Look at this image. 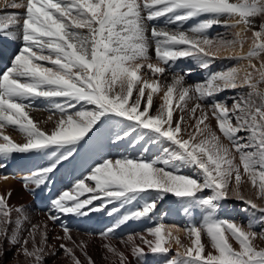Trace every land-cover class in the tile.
Wrapping results in <instances>:
<instances>
[{
  "label": "snow or ice",
  "instance_id": "snow-or-ice-1",
  "mask_svg": "<svg viewBox=\"0 0 264 264\" xmlns=\"http://www.w3.org/2000/svg\"><path fill=\"white\" fill-rule=\"evenodd\" d=\"M4 7L24 12L0 15V33L22 42L11 66L0 74V167L13 153L46 156V163L23 178L26 188H40L62 162L73 157L85 137L108 122L119 127L117 142L135 135L136 142L147 138L169 145L152 160L103 158L51 201L48 221L56 222L62 215L84 217L112 205L107 214L118 219L101 234L107 241L103 247L113 264H129L125 251L112 243V235L130 220L151 219L158 201L172 194L186 213L204 209L203 223L183 229L188 245L174 234L173 229L181 231L179 227L162 222L144 234L128 235L121 242L133 257L139 260L147 254L145 249L167 255L174 242L176 252L167 264H264V246L256 243L264 241V229L257 232L252 223L245 226L218 216L220 202L231 194L248 205L245 211L259 212L264 225V206L241 191L246 176L257 199L264 200V22L255 23L256 18L264 21V0H4ZM161 17L164 27L151 23ZM200 17L204 18L193 26L182 27ZM216 25H242L243 31L231 39L210 38L208 30ZM249 31L252 42L245 53ZM150 49L156 63L151 62ZM221 53L228 54L225 59L246 60V68L210 73L204 82L191 85L186 83L191 69L184 74L172 69V63L188 57L208 69ZM145 66L155 79H142ZM166 72H172L171 82L160 79ZM161 87L166 89L163 103L150 114L153 94ZM237 89L241 91L230 107L226 100L215 99L223 91ZM38 98H45L52 111L59 113L57 119L50 115L45 121L54 125L50 133L29 116ZM206 99L211 100L208 106L202 103ZM189 101L195 102L191 108ZM176 109L180 115L174 120ZM210 117L231 147L206 123ZM189 120L194 124H188ZM9 126L22 134L23 143L4 134ZM182 168H192L194 175L180 174ZM206 191L210 194L205 195ZM10 197L11 192L0 193V257L7 241L19 245L17 252L27 264H43L46 254L55 255L47 243L48 225L31 224L25 229L28 218L22 207L9 205ZM133 202L137 207L121 214ZM62 231L63 236L55 239L62 241L59 248L70 264H84L77 250L87 264H94L86 241L75 240L66 224ZM205 235L212 251H206Z\"/></svg>",
  "mask_w": 264,
  "mask_h": 264
},
{
  "label": "bare ground",
  "instance_id": "bare-ground-1",
  "mask_svg": "<svg viewBox=\"0 0 264 264\" xmlns=\"http://www.w3.org/2000/svg\"><path fill=\"white\" fill-rule=\"evenodd\" d=\"M16 2L20 3L22 0H16ZM23 12V8H5L4 0H0V15L8 13L22 14ZM230 22L234 23V21ZM9 30L16 31L15 28H11ZM237 30L238 32H242L243 26L241 25L240 27H237ZM16 40H19V38L9 37L6 33H0V58L5 63L11 64L10 57L9 55H5L6 52L1 51H5V49L9 52L15 51ZM250 42L251 41H249V43ZM249 43L248 41L245 42L244 51H246V48L249 47ZM244 68L246 67H242V69ZM2 72L3 71H0V74H2ZM145 75L148 74L142 75V79H145ZM134 92L136 91L134 90ZM133 98H135L134 95ZM60 102H62V100H60ZM162 103L163 99H158L157 95L154 93L153 105L150 109V114H155L156 110ZM32 109L33 110L29 112V116L38 124L41 130L50 133L54 125L50 121L46 123L45 121H47V118L50 115L53 116L54 120L57 119L59 117V113L52 111V106L45 98L36 99L32 104ZM142 109L143 104L141 105V110ZM178 116L179 114L176 116L174 115L173 119H178ZM109 124H112L115 128L106 130ZM3 131L4 134L10 136L15 142H24L22 134L13 127L9 126ZM117 131H119V127L113 122L105 123L104 125H101L98 130H94L77 146V151L73 157L62 162L61 165L58 166V169L51 174L49 181L40 188H35L32 185L26 188L23 178L46 163V156H42L41 154H37L35 152L24 154L13 153L6 161H3L5 166L0 167V193L11 192V197L8 200L9 205L13 208H23L24 214L28 218L23 227L27 229L31 224L42 225L47 223L48 225L47 243L50 250L55 251V255L46 254L43 264H70L68 258L64 254V251L59 248V244L62 241L55 239L57 236H63L62 226L65 224L70 228L71 234L75 240L86 241L87 253L94 261V264H113L111 254L107 253L106 249L103 247V244L107 241H105L101 235L107 228L114 225L118 219V216H109L107 214L112 205H109L108 209L93 212L84 217L62 215L56 222L48 221L47 214L51 208V201L57 198L62 191L69 190L77 179L87 175L90 168L103 158H120L122 156L131 157V155L126 154L131 150L138 151L140 149L142 151L141 157L147 160L148 156L152 154L155 155V152H157L159 148L166 147L167 145V143L164 144L165 146L154 144L150 140H147L144 145L143 140L136 142L135 135L131 139L126 138L117 142L115 141V133ZM183 138L185 137L183 136ZM132 157H136V155ZM136 158H140V156ZM156 158L157 156H153L152 159ZM180 174L186 175L183 170H180ZM86 182L92 183L88 181ZM94 203L99 204V201ZM142 203L143 201H140V204ZM136 207V202H133L131 205H127L125 209H122L121 214L127 210H134ZM191 211L192 210L186 213L184 211V205L178 198L172 194H166L163 199L158 201L157 208L151 219L130 220L126 222L114 232L112 235V243H114L120 250L125 251V254L128 256L129 264H167V261L172 258L170 255L163 254L161 256V254H152L147 252V249H145L147 254L140 257L138 260L136 257L131 255L130 249H126L125 245L121 241L125 240L128 235H135L137 233L144 234L147 228L153 227L155 224L162 222L166 225V227H179L181 231L176 233L175 229H173L174 234L179 235L182 243L188 245L190 244V240L186 237L183 229L193 224V211ZM12 216L15 219L17 213L14 211ZM198 221H200V219ZM23 235H27V232L25 231ZM202 240L206 245L204 237H202ZM137 243H139V240H137ZM176 247L177 246L173 242L170 250V252L172 251L173 256L175 255ZM4 248L5 254L3 257H0V264H27L26 258L23 254H18L17 252L19 245L13 246L5 241ZM76 255L84 262V264H87L84 256L78 250Z\"/></svg>",
  "mask_w": 264,
  "mask_h": 264
},
{
  "label": "rangeland",
  "instance_id": "rangeland-1",
  "mask_svg": "<svg viewBox=\"0 0 264 264\" xmlns=\"http://www.w3.org/2000/svg\"><path fill=\"white\" fill-rule=\"evenodd\" d=\"M203 18L204 17L189 19L188 21H186L183 24L182 27L184 29H187V28L193 26L195 23H197L198 19H203ZM222 19H224V18H222ZM261 22H264V21H261L260 18H256L255 23L257 25L259 23H261ZM151 23L155 24V25H157L159 27H164L165 26V18L161 17V18H159L157 20L152 21ZM229 23H231V22L229 21ZM167 27L174 29L176 27V25H168ZM237 32H238L237 28H229V27H223V26H219V25L213 26L211 29L208 30V34H209L210 38L217 37L219 35V36H224V37H227V38L231 39L235 35V33H237ZM246 37H247L246 41H248V43H249V41L252 42V33L250 31L247 32V36ZM251 42L249 43V47L246 48V51H244L245 53L249 50ZM15 44H16L15 45V47H16L15 51L11 52L12 54L9 55L10 63L14 59L15 55H17L19 53V50L22 47V42H21L20 39L16 40ZM5 51H7V50L5 49ZM5 51H1V52H5ZM6 54H8V52H6L5 55ZM149 55L153 58L151 62L152 63H156L154 49H150ZM226 55H228V54L227 53H221L219 58H216V59L213 60V62L210 64L208 69L200 68L199 65L191 57L180 58V59L176 60L174 63H172V69L175 72H179L181 74H184L189 69H191V73L186 76V83L191 85V84H195V83L204 82L207 79V77H208V75L210 73H216V72L225 71V70L233 68V67H239V68L242 69V67H246L247 66L248 62L246 60L238 62L235 59H225L224 57ZM254 62H257V61H254ZM7 64L9 66L11 65L9 63H7ZM44 64H45V66H50L47 62H44ZM161 66H164V65H161ZM0 71H4V70L0 69ZM141 74L142 75L148 74V75H145V78H149V77H151L152 79L156 78L155 76H150L151 73L147 69L146 66L141 69ZM241 75H243L242 72H241ZM171 76H172V72H166L163 76L160 77V79L162 81L171 82ZM165 90L166 89L161 87V89L157 93H155V95H157L158 99H163L162 96H164V91ZM240 91H241L240 89H237L235 91L226 90V91H223V92L219 93L218 95H216L215 99L218 100V101H225L226 100L228 105H229V107H230L232 102H233V98L236 97L237 94ZM135 93L136 92H134V94H133L134 96H136ZM160 95H162V96H160ZM174 97H175V94H174ZM193 103H195V102L194 101H189L188 102V107L191 108ZM202 103H204L205 106H208L211 103V100L210 99H206ZM174 105H176V99L175 98L173 100V107H175ZM89 107H91V106H89ZM177 114L180 115L179 109H176V111H174V115L176 116ZM199 114L200 113L197 112L196 115L199 116ZM185 115H187V113H185ZM206 123H208V124H210L212 126V129L217 132V135H220L221 141L224 144L229 145L228 140H226L219 133V130L216 127L215 119H212L210 117V119L208 121H206ZM188 124H194V121L193 120H189ZM114 128L115 127H113L112 124H109L108 128L106 130H110V129H114ZM188 131H192V129L189 128ZM241 135H246V134L245 133H241ZM182 136H184L185 138H188L186 134L182 133ZM145 139L146 140H143L144 145L146 144V141L148 140L147 138H145ZM168 146L169 145L167 144L166 147H168ZM229 147H231V146L229 145ZM139 150L138 151L131 150V151H129V153L126 152L127 153L126 155H131V157L135 156V155H136V157H139V156L141 157L142 151L141 150L139 151ZM161 154H162V148H159L158 151L155 152V155L152 154V155L148 156L147 160H152L153 156H157L158 157ZM107 158H111V157H107ZM236 163H239L238 154L236 155ZM181 170H183V172L186 175H190V176L194 175L192 168H182ZM242 171L243 170L241 169V172ZM241 191L244 194V196L253 199L257 204H259L261 206H264V200L257 199L256 190L252 187L251 183L248 181L246 176L244 177V182L241 185ZM209 194H210V191H206L205 192V195H209ZM220 203H221V206H220V209L218 211V216L220 218L227 219V220H230V221H235V222L241 223V224H243L245 226H247L249 223H252L253 224V229L255 231H257V232H259L262 229H264V225H262L260 223V220H259V217H260L261 214L259 212H255L253 210L245 211L244 209L248 208V205H246L242 201L237 200L236 198L232 197L231 194H230V197L228 199H226L224 201H221ZM191 210L193 211V212L191 211L192 212V216L194 218L193 224L199 225L200 222L203 223L204 218L206 216L205 210L202 209V208H193ZM201 218H202V220H201ZM199 219H200V221H198ZM195 220H197V221H195ZM203 237L206 240V247H207L206 251H212L207 236L205 235ZM256 243H257L258 246H264V241H261L259 239L256 241ZM233 245H234V247L237 246V245H235L234 241H233ZM162 255L163 254H161V256ZM168 255H170V257H172L173 256L172 251L169 252Z\"/></svg>",
  "mask_w": 264,
  "mask_h": 264
}]
</instances>
